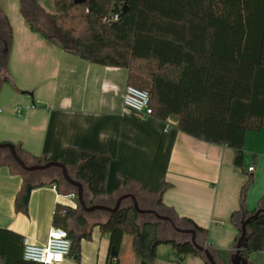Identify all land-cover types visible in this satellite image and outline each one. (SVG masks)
I'll use <instances>...</instances> for the list:
<instances>
[{
  "label": "crops",
  "instance_id": "1",
  "mask_svg": "<svg viewBox=\"0 0 264 264\" xmlns=\"http://www.w3.org/2000/svg\"><path fill=\"white\" fill-rule=\"evenodd\" d=\"M0 6L12 29L9 64L0 85V143H13L29 165L37 164L36 158L42 163L62 161L70 146L108 152L107 192L94 197L86 191L89 205L113 206L125 193L156 196L163 183H169L162 195L164 205L207 229L201 239L219 264H229L241 235V224L231 220L232 213L243 208L249 216L261 209L264 199V126L247 133L243 164L236 166L233 148L181 131L177 116L161 120L125 108L127 68L91 63L32 31L21 12V0H0ZM53 8L51 13L55 0ZM18 167L7 150H0V228L42 245L50 230L58 227L53 224L57 205L79 206L78 200V204L62 200H73L67 195L76 190L52 184L55 169L43 180ZM122 177L132 184L124 186ZM40 182L44 185L33 187L28 204H22L27 186ZM17 203L25 209H17ZM78 215L86 218V225L79 223ZM106 218L105 211L82 209L71 217L66 230L79 246L80 260L72 253L60 264H74L71 259L83 264L85 241L96 239L100 264L110 245L98 225ZM249 261L264 264V250L252 254ZM182 264H206V260L187 255Z\"/></svg>",
  "mask_w": 264,
  "mask_h": 264
},
{
  "label": "trees",
  "instance_id": "2",
  "mask_svg": "<svg viewBox=\"0 0 264 264\" xmlns=\"http://www.w3.org/2000/svg\"><path fill=\"white\" fill-rule=\"evenodd\" d=\"M126 3L127 11L123 12L120 2L55 0V13H47L56 29L54 33L38 24V14L46 13L39 0H21V12L32 31L67 52L94 64L127 68L129 85L149 92L153 116L166 120L175 115L181 131L233 148L235 165L241 167L247 133L259 132L264 126V0ZM111 12H118L120 19L105 22L103 16ZM2 17L6 30L0 19V44L6 41L10 45L12 29L6 15ZM0 58L6 67L7 58ZM36 160L43 162L41 158ZM61 162L74 179L84 183L85 195L86 191L94 197L106 194L111 162L108 152L70 146ZM51 183L57 188L74 189L61 173ZM122 183L128 186L132 180L122 177ZM250 183L249 179L244 184L242 195ZM43 185L40 182L32 186ZM168 188L169 183L164 182L156 196L134 195L142 208L172 217L180 228L194 229L198 243L213 252L201 239L207 229L189 218L178 217L164 205L162 195ZM22 208L25 209L17 203V209ZM80 210V205H57L53 224L68 229V220ZM106 213V220L98 225L108 236L111 249H119L125 234H129L136 256L148 264L155 261L161 244H171L182 262L187 255L205 258L191 243L190 235L175 231L152 214L138 213L130 199L123 201L119 211ZM244 216L248 212L241 208L232 213L231 220L240 227ZM79 223L86 225V218L80 215ZM248 231L242 255L250 259L255 252L264 250V225L252 221ZM69 237L72 238L70 231ZM23 240L20 234L0 228V264H39L24 259ZM71 242V254L80 260L79 246L75 240ZM115 258L112 256L108 264H115Z\"/></svg>",
  "mask_w": 264,
  "mask_h": 264
},
{
  "label": "water",
  "instance_id": "3",
  "mask_svg": "<svg viewBox=\"0 0 264 264\" xmlns=\"http://www.w3.org/2000/svg\"><path fill=\"white\" fill-rule=\"evenodd\" d=\"M86 0H75L77 3H83ZM127 3H124L123 5V12L127 11ZM9 53V45L6 41H4L2 45V57L7 58ZM0 150H7L14 162L17 163V165L25 170V171H39V170H47L51 168H57L61 171V174L64 178V180L72 186L78 194V203L82 209V211L86 213H92L95 211H105L110 214L115 213L120 210L122 207V203L126 199H130L133 203L134 209L140 213V214H152L159 220L168 222L172 228L182 234L190 235V241L193 244V246L202 254L205 256L206 261L209 264H219L217 261V258L215 254L204 245H201L197 241V233L194 229L191 228H180L175 223V220L168 216L163 215L159 213L157 210L152 208H142L139 204V201L137 197L132 193H125L118 197L115 204L113 206H107V205H101V204H92L89 205L85 198V185L83 182L74 179L70 172L68 167L61 161H47L45 163H37L29 165L27 164L23 158L20 156L18 148L11 142H3L0 143ZM33 186L29 185L26 190V195L24 197V202L28 203L30 194L32 191ZM255 221L258 224L264 225V209H258L253 214L249 216H244L241 221V235L237 240V243L235 245V251L230 255L229 264H251L249 259L244 257L242 255L243 249L247 246V242L249 239V231H248V225L250 222ZM119 254V249L115 246L112 247L111 255L117 256ZM142 264H148L146 261H142Z\"/></svg>",
  "mask_w": 264,
  "mask_h": 264
},
{
  "label": "built area",
  "instance_id": "4",
  "mask_svg": "<svg viewBox=\"0 0 264 264\" xmlns=\"http://www.w3.org/2000/svg\"><path fill=\"white\" fill-rule=\"evenodd\" d=\"M111 2H120L122 5L127 0H108ZM120 19L118 12H111L103 16L105 22H115ZM151 98L147 90L140 89L133 85H127L123 95V104L125 108L136 111L144 116H151L153 109L151 107ZM35 105H32L34 107ZM20 114L22 109L17 108ZM254 166L249 167V171H253ZM71 199L77 201V191L70 192L68 195ZM66 209L63 214H66ZM71 239L69 232L61 227H54L50 230L46 245L34 244L28 237L23 240V257L25 260L33 261L39 264H60L64 262L71 254Z\"/></svg>",
  "mask_w": 264,
  "mask_h": 264
},
{
  "label": "rangeland",
  "instance_id": "5",
  "mask_svg": "<svg viewBox=\"0 0 264 264\" xmlns=\"http://www.w3.org/2000/svg\"><path fill=\"white\" fill-rule=\"evenodd\" d=\"M39 3L43 4V9L45 10L46 13L40 12L38 14V24L42 29H44L48 33H54L56 31V29L54 27L52 20L47 15V12L51 13L54 11L53 0H41V1L39 0ZM3 14L4 13H3L1 6H0V19L2 20L3 27L5 28V22L3 21V17H2ZM5 30H6V28H5ZM5 37H6V39H8L7 34ZM2 44L3 43L0 44V51H1ZM8 64L9 63L6 62V67H5L4 61H2V59L0 58V83L4 79V77L6 76V68L8 67ZM14 163L17 165L16 162H14ZM54 169L58 170V171H56L57 175H59L61 173V171L57 168H51V169L39 170V171H25L23 169H21V170L23 172H28L30 174H36L40 177V179L45 180L48 178L49 172L54 170ZM62 200L65 202L71 203V204H78L77 201H74V200H68L65 198H62ZM23 202H24V200L21 201L22 204H23ZM25 204H28V203H25ZM23 214H24V216H26L25 212ZM47 237H48V235H47ZM47 240H48V238H47ZM85 242L88 245L86 246V248L84 250V254L82 255L83 264H99L98 249H96L98 239L94 240V242L92 240L91 241L87 240ZM131 242H132V236L126 235L121 246H120V248H119V254L117 255V258H115V264H142L143 260H138L135 257ZM46 244H47V242L45 244H42V245H46ZM111 250L112 249L110 248V245L108 244L107 252H106L105 256L102 257V260H100L101 261L100 264H108L109 263V260L112 257ZM156 259H157L156 262H154L152 264H182L183 263L181 261V256L173 249L171 244H161L159 246L158 251H157V258ZM71 260L74 262V264H80V263L76 262L75 259H71Z\"/></svg>",
  "mask_w": 264,
  "mask_h": 264
},
{
  "label": "flooded vegetation",
  "instance_id": "6",
  "mask_svg": "<svg viewBox=\"0 0 264 264\" xmlns=\"http://www.w3.org/2000/svg\"><path fill=\"white\" fill-rule=\"evenodd\" d=\"M3 43H4V41H3ZM3 45V44H2ZM1 53H0V55H1V57H2V47H1V51H0ZM3 81V80H2ZM2 81H1V83H2ZM1 83H0V85H1Z\"/></svg>",
  "mask_w": 264,
  "mask_h": 264
}]
</instances>
